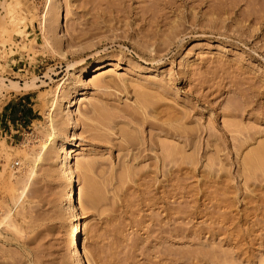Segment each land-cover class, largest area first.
I'll list each match as a JSON object with an SVG mask.
<instances>
[{"label": "rangeland", "instance_id": "obj_1", "mask_svg": "<svg viewBox=\"0 0 264 264\" xmlns=\"http://www.w3.org/2000/svg\"><path fill=\"white\" fill-rule=\"evenodd\" d=\"M20 96L0 264H75L66 157L88 264H264V0H0V113Z\"/></svg>", "mask_w": 264, "mask_h": 264}, {"label": "bare ground", "instance_id": "obj_2", "mask_svg": "<svg viewBox=\"0 0 264 264\" xmlns=\"http://www.w3.org/2000/svg\"><path fill=\"white\" fill-rule=\"evenodd\" d=\"M58 16V15H57ZM59 17V16H58ZM56 21H59L60 22V18L58 19L57 18V20ZM93 64H91V65H88L87 66V68H86V72L87 71H89V70H91V68L94 66H92ZM103 65H101L100 63L98 64V65H96L95 66V68H101ZM151 76V75H150ZM149 100V99H148ZM138 101V100H137ZM151 101V100H150ZM153 101V100H152ZM155 102V101H154ZM153 102V103H154ZM138 103V102H137ZM139 103H141V102H139ZM147 103H149L148 101H147ZM153 103L151 104V102H150V104H151V106L153 107ZM72 104V102L71 101H69V103H67L66 105H64L63 106V111L68 115V116H70L71 118H72V116H71V113H70V108H71V105ZM142 104V103H141ZM144 105V104H143ZM142 105V106H143ZM155 105V104H154ZM135 106H136V104H135ZM145 106V105H144ZM149 106V105H148ZM134 108V107H133ZM136 108V107H135ZM151 108V107H150ZM154 108V107H153ZM137 109V108H136ZM135 109V110H136ZM140 109H141V107H140ZM148 109V108H147ZM146 109V110H147ZM133 110V109H132ZM142 110V109H141ZM144 110H145V108H144ZM149 110V109H148ZM147 110V111H148ZM153 111H154V109H152ZM156 110V109H155ZM150 112H151V110H149ZM148 111V112H149ZM137 112V111H136ZM149 112V113H150ZM158 113V112H157ZM172 113H173V111H172ZM142 114V113H141ZM174 114H176L175 112H174ZM172 115V114H171ZM141 116V115H140ZM143 116V115H142ZM173 116V115H172ZM172 116H169V118H174V117H172ZM176 116V115H175ZM177 117V116H176ZM175 117V119H177ZM74 118V117H73ZM146 118V117H145ZM144 118V119H145ZM175 119H173V120H175ZM148 120V119H147ZM146 120V121H147ZM165 121V120H164ZM168 121H170V120H168ZM176 121V120H175ZM148 122H152V121H148ZM166 122V121H165ZM135 123V122H134ZM169 123V122H168ZM136 125H137V123H135ZM139 124V123H138ZM141 124V123H140ZM152 124V123H151ZM162 124V123H161ZM135 125V126H136ZM152 125H154V124H152ZM151 125V126H152ZM163 125H164V123H163ZM156 126V125H155ZM165 126V129H166V125H164ZM169 126V125H168ZM141 127V126H140ZM171 127V126H170ZM132 128H134V127H132ZM135 128H137V130L139 129L137 126L135 127ZM159 128H160V126H159ZM162 129H164V128H162ZM172 129V128H171ZM122 131V130H121ZM139 131V130H138ZM162 131V130H161ZM164 131V130H163ZM163 131H162V133H163ZM176 131V130H175ZM179 131V130H178ZM123 132V131H122ZM121 132V133H122ZM127 132V131H126ZM125 132V133H126ZM134 132V131H133ZM136 132V131H135ZM134 132V133H135ZM165 132V131H164ZM166 132H170V130L169 129H167V131ZM125 133H123V134H125ZM133 133V134H134ZM140 133H141V129H140ZM143 133V132H142ZM141 133V134H142ZM177 133V132H176ZM130 134H132V133H130ZM146 134V133H145ZM150 134V133H149ZM152 134V133H151ZM150 134V135H151ZM179 134V133H178ZM121 135V134H120ZM127 135V134H126ZM135 135V134H134ZM149 135V138H147V140H146V142H147V144H148V146L147 147H152L151 145V143H153V142H155V141H153V139H154V137H152V135L150 136ZM171 135V134H170ZM193 135V134H192ZM153 136H155V135H153ZM167 136H168V134H167ZM173 136H175L174 134H173ZM126 137H128V135L126 136ZM134 136H132V138H133ZM136 137V136H135ZM134 137V138H135ZM143 137V136H142ZM147 137V136H146ZM156 137V136H155ZM192 137V136H191ZM190 137V138H191ZM198 137V136H197ZM123 138H125V137H123ZM131 137L130 138H128L129 139V141L131 140H133ZM139 138V137H138ZM153 138V139H152ZM181 138V137H180ZM137 139V138H136ZM126 140V139H125ZM138 140V139H137ZM122 141H123V139H122ZM140 141V140H139ZM126 142V141H125ZM124 142V143H125ZM134 142V141H133ZM138 142V141H137ZM142 142H143V140H142ZM191 142V141H190ZM137 144V143H136ZM135 144V145H136ZM142 144V143H141ZM144 144V143H143ZM76 144L75 143H71V142H69V143H67V144H63V145H61L60 147H59V152L61 153V154H64V156H66L67 155V153L70 151V150H72L71 149V147L72 146H75ZM123 145V144H122ZM132 146H134V145H132ZM138 146V145H137ZM142 146V145H141ZM146 146V145H145ZM135 147V146H134ZM132 148V147H131ZM146 148V147H145ZM149 148V149H150ZM167 148H168V146H167ZM166 149V148H165ZM261 149V148H260ZM203 150V149H202ZM133 151V150H132ZM149 151H151V149L149 150ZM166 151H167V149H166ZM264 151V150H263ZM141 152V151H140ZM262 152V151H261ZM131 153H133V152H131ZM165 153V152H164ZM167 154H168V151H167ZM258 154V153H257ZM135 154H133V156H134ZM137 156V155H136ZM165 157V156H164ZM249 157V156H248ZM135 158V157H134ZM163 158V157H162ZM253 158V157H252ZM167 160V159H166ZM248 161V160H247ZM251 162V161H250ZM165 163V162H164ZM168 163V162H167ZM64 164H65V168L67 169V170H69L68 171V175H67V188H66V190H65V194H64V202H65V204L67 205V207L68 208H71L72 210H74L75 211V213L76 214H74V222H73V224H72V226H71V232H70V236H69V255L72 257V259H73V262L75 263V264H88L86 261V258L84 257V255H83V253H82V249H81V246H80V238H81V229H82V221H81V217H80V211H79V207H78V202L76 201V195H77V184H76V177H75V174L70 170V161H69V159H68V157H66V160L64 161ZM76 216V217H75ZM167 217V216H166ZM169 218V217H168ZM172 218V217H171ZM174 218V217H173ZM168 220H170V219H168ZM171 220H173V219H171ZM161 221V220H160ZM166 221V223L165 224H167V220H165ZM164 221V222H165ZM174 222V221H173ZM171 225V224H170ZM172 226V225H171ZM174 227V226H173ZM178 227V226H177ZM180 227V226H179ZM183 228V227H182ZM164 229H168V228H164ZM178 229V228H177ZM185 229V228H184ZM166 230L164 231V232H166ZM161 231H162V229H161ZM160 231V232H161ZM178 231H179V229H178ZM180 231H181V227H180ZM179 231V232H180ZM183 231V230H182ZM185 232H186V230H184ZM171 232V231H170ZM179 232H176V233H179ZM172 233V232H171ZM169 234V233H168ZM173 235V234H172ZM175 235V234H174ZM177 235V234H176ZM183 236H186V235H183ZM185 238V237H184ZM167 239V238H166ZM169 239V238H168ZM167 248V247H166ZM165 249V248H164ZM169 249V248H168ZM171 249V248H170ZM156 252H158V250H155ZM166 251H167V249H166ZM164 252V251H163ZM169 251H167V253H168ZM153 253H155V252H153ZM160 253H162L161 251H160ZM165 253V252H164ZM172 253V252H171ZM181 253V252H180ZM180 253H179V255H180ZM183 253H184V251H183ZM182 253V254H183ZM184 254H186V253H184ZM158 255H159V253H158ZM171 255V254H170ZM178 255V254H177ZM164 256V255H163ZM168 256V255H167ZM173 256V255H172ZM174 256H176V255H174ZM182 256V255H181ZM181 256H179V257H175V258H182ZM162 257V256H161ZM166 257V256H165ZM164 258V257H163ZM173 258V257H172ZM174 258V259H175ZM184 258V257H183ZM162 259V258H161ZM166 259H168V258H166ZM187 259V258H186ZM171 260V259H170ZM170 260H169V262H170ZM177 260V259H176ZM176 260H173V261H176ZM181 260V259H180ZM198 260V259H197ZM157 261H158V259H157ZM166 261V260H165ZM168 261V260H167ZM172 261V262H173ZM184 260H182V262H183ZM151 262H153L152 260H151ZM168 262V263H169ZM177 262V261H176ZM184 262H187V261H184ZM155 263V262H154ZM163 263V262H162ZM171 263V262H170ZM181 263V262H180ZM155 264H157V263H155ZM165 264H167L166 262H165ZM173 264V263H172ZM174 264H175V262H174ZM183 264V263H182ZM185 264V263H184Z\"/></svg>", "mask_w": 264, "mask_h": 264}, {"label": "crops", "instance_id": "obj_3", "mask_svg": "<svg viewBox=\"0 0 264 264\" xmlns=\"http://www.w3.org/2000/svg\"><path fill=\"white\" fill-rule=\"evenodd\" d=\"M30 96L12 97L2 106L0 113V138H13L19 132L21 124H33L37 120L38 112L30 103Z\"/></svg>", "mask_w": 264, "mask_h": 264}, {"label": "built area", "instance_id": "obj_4", "mask_svg": "<svg viewBox=\"0 0 264 264\" xmlns=\"http://www.w3.org/2000/svg\"><path fill=\"white\" fill-rule=\"evenodd\" d=\"M33 64H34L37 68H40L41 66L45 65V60L42 59V57L37 58V56H36V58H35ZM24 65H25V63H24ZM29 66H30V64H29ZM23 70H24V69H18V71H23ZM14 165H18V163H17V162H14Z\"/></svg>", "mask_w": 264, "mask_h": 264}]
</instances>
